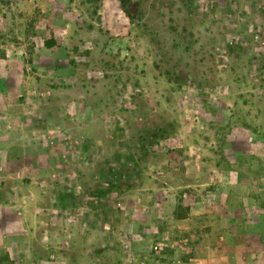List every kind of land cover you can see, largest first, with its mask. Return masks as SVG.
I'll return each mask as SVG.
<instances>
[{"label":"rangeland","instance_id":"374dc122","mask_svg":"<svg viewBox=\"0 0 264 264\" xmlns=\"http://www.w3.org/2000/svg\"><path fill=\"white\" fill-rule=\"evenodd\" d=\"M129 11L136 22L117 0H0V64L22 58L6 68L25 81L0 97L32 100L20 118L0 105V125L39 131L0 132L11 147L0 162L21 163L0 164V193L27 213V249L47 256L36 264H264V144L233 118L264 129V0H130ZM53 36L65 51L32 63ZM22 43L24 54L9 51ZM163 123L175 134L137 160V131ZM105 179L123 185L99 199ZM227 182L229 204L258 207L257 229L232 231L248 247L230 246ZM0 264H15L1 248Z\"/></svg>","mask_w":264,"mask_h":264},{"label":"crops","instance_id":"0c3cea01","mask_svg":"<svg viewBox=\"0 0 264 264\" xmlns=\"http://www.w3.org/2000/svg\"><path fill=\"white\" fill-rule=\"evenodd\" d=\"M66 32L67 31L64 30L63 34L65 33V36H67V38H69L68 34ZM24 35L26 37L28 34L24 33ZM30 37L33 38L34 36L31 35ZM53 40H54V42H51L48 45H43L41 47V49L38 50L39 51L38 55L33 54V62L32 63L37 64L39 62V59L48 60V58L51 57L50 55H52L53 52H55L56 50L62 49V48H60L61 45L67 46L66 44L69 42V40H68L67 43L63 44V42L58 40L56 36H53ZM25 45H26L25 43H22L17 48H13V50L11 49L9 51L11 53H13L15 51L17 54L22 55V53L24 54L25 50H26ZM78 45H80V44H78ZM63 51H65V50H63ZM21 59L22 58H13V57L9 58L10 62L12 61L15 63H20ZM10 62L2 61L3 65L0 64V66H2L4 68H6V67L11 68V64L9 65ZM2 67H0V88L4 84V87H6V89L9 90V89H11V85L14 84L16 86L19 85V88L21 87V89H23L24 83H25L24 78L22 76L20 77L19 74H16L13 70H10L9 68H6L4 70V69H2ZM37 70L39 71V74L42 77V79L39 81V83L40 84L42 83L41 85L45 87L44 90L46 93L51 92L52 89L49 86L54 84V82L56 80L55 79L56 78L55 77L56 76L55 69L51 66H47L45 69L39 68ZM40 70H42V71L46 70V71H45V73L44 72L40 73ZM43 82H46V84H44ZM14 97L15 96H10L9 93L5 92L4 95L2 97H0V105H2V108L5 107L9 111V112H7V115L11 111L10 115H17V118H20L22 116H26L27 113L24 111L25 110L24 108H25V106L28 105L27 103H32V100L30 98L29 99L26 98L25 101H17V100H15ZM28 100H31V101H28ZM15 106H19L16 109V112H17L16 114H15V111L12 110L13 108H15ZM20 106L22 108H20ZM2 108L0 107V109H2ZM85 109L87 110V108H85ZM31 110H32L31 114H33V115L35 114V116L41 114V112L39 113V111H41V110H39V108H37V112H36L35 108H33V109L31 108ZM56 110H57L56 107H54L52 109H50L49 107H46L43 109L42 114L43 113H45L46 115L54 114L53 112ZM7 117L8 116H6V115H3L2 117L0 115V118H3V119H8ZM8 128H9V130L5 129V126L0 125V132L10 134L13 132L12 130H15V132L17 134V138H19L21 141H25V139L27 137L29 138L31 135H35V134L39 133V131L34 129L32 126H29V127L24 126L23 128L22 127H20V128H14L13 127L12 128V126L11 127L9 126ZM6 144L8 147V143H6V142L4 143L3 141H0V146L6 147ZM22 146H25V148H26L27 145H24L21 142L15 143V148L19 151L22 150ZM196 146L197 145H195V147ZM8 151H11V147L8 149ZM5 154L6 153L3 154L4 157L7 156ZM5 159H7V158H5ZM13 162L14 161L7 162L4 159L3 160L1 159L0 164H1L2 169L3 168L11 169L13 166L16 167L15 169H18V167L21 166L20 165L21 163L18 162L17 159L14 162L15 165H12ZM8 171L9 170H7V172L4 173V177H5V174L9 173ZM10 176L11 175H7L6 177L10 178ZM21 176H24V175H21ZM31 177H33V176H31ZM230 180H229L230 183L233 182V179L230 178ZM230 183L227 182V185L225 188V201L227 199V202L225 204V206H226L225 209L226 210L231 209V210L229 211V218H228V216H226L227 220L224 222V227H226L225 228L226 230L231 232V236L229 239L231 247L232 246L233 247H235V246H237V247L238 246H241V247L244 246L245 247V246H247V244H249V241L247 239H245L246 237L244 235H243V237H241V235H239V237L236 238L235 237L236 233L235 232L233 233L232 231H238V230L239 231L240 230L249 231L252 228L257 229L258 225L254 224L253 220H251V212H254L255 215H257L258 214V207H257V205H253V207H252V205H251L250 208L246 207V209H244V208H236V207L232 206L231 204H229L228 201H229L230 197H232L234 195V191H235L233 186L228 185ZM196 191H198V190H196ZM6 193L7 192H5L3 194L0 193V248L4 250V253L7 255L8 260L12 261L15 264H18L19 262L23 261L25 258H28L30 255V249L29 250L27 249L28 247L25 244L26 241H25L24 237H21V235H20V234H23V232L25 230L23 217L27 213H24L21 205L18 204L17 198L15 200V204L11 203L9 205V204L5 203L3 201V199H4V195ZM208 193L210 195V192H208ZM184 196H186V195H184ZM187 196H188V198H185L186 199L185 202H188L191 210H193V206H196V205L202 206L203 205L202 203H204V201L203 202L197 201L198 196L195 194H188ZM200 197H202V195ZM214 204H215V202H214ZM206 205L202 206L203 210L206 207ZM208 207H210V206H208ZM236 211L241 213L240 216L243 214L244 215L246 214V216L249 215L247 213H250V215L245 217V219L243 217H241V219L238 221L237 219H234V215H235V218H237V215L235 213ZM214 224L215 223H212L213 226H215ZM255 236L256 235H254L253 237H255ZM253 241H254L253 244H256L255 243L256 239H254ZM233 251H235V250H233L231 248V254H230L231 256H227V258H228L227 260L230 259L229 260L230 262H232L231 260H234V258H235V257H233V253L235 254V252H233ZM254 255H255V253L252 256H250L249 258H251V257L256 258L257 255L255 257H254ZM200 259H203V258L201 257ZM204 259H205V261L211 260V259L206 258V257ZM34 264H36V263H34Z\"/></svg>","mask_w":264,"mask_h":264},{"label":"trees","instance_id":"16d2710c","mask_svg":"<svg viewBox=\"0 0 264 264\" xmlns=\"http://www.w3.org/2000/svg\"><path fill=\"white\" fill-rule=\"evenodd\" d=\"M119 2L120 8L122 12L125 14L126 17L129 18L131 22H136L138 19L136 16L131 15L129 11V4L130 0H117ZM50 46V45H49ZM241 47L238 46V49ZM177 80V79H175ZM234 124L238 128L242 129L245 133L253 135L259 142L264 144V129H258L256 125L248 123L243 120H237L234 117ZM173 127L170 123H163V124H155L154 127L150 128L148 126L141 127L139 131L135 134L133 150L135 151V155L137 160L142 161L146 160L148 149L157 145L160 141H165L171 138L175 132L172 131ZM119 178L122 180L124 179L123 174L119 175ZM103 184H107V189H96L95 190V197L99 199H105L107 193H110L114 190H119L123 184H119L114 182L112 179L104 180ZM121 190V189H120ZM45 257V253L40 252L31 247L30 255L27 258L26 264H34L39 260H43Z\"/></svg>","mask_w":264,"mask_h":264}]
</instances>
